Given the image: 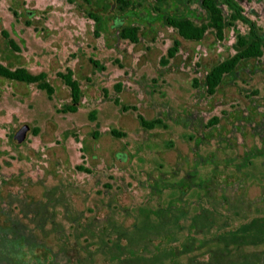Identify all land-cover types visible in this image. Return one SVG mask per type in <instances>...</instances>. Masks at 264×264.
Listing matches in <instances>:
<instances>
[{
  "label": "rangeland",
  "instance_id": "obj_1",
  "mask_svg": "<svg viewBox=\"0 0 264 264\" xmlns=\"http://www.w3.org/2000/svg\"><path fill=\"white\" fill-rule=\"evenodd\" d=\"M176 2L162 6L165 14H173ZM251 6L264 17L259 5ZM88 12L104 17L98 37ZM190 13L196 21L205 18L203 12ZM148 14L146 5L139 7L134 1L120 23L141 27L139 42L132 44L118 38L120 16L114 0H0V63L24 67L31 74L44 72L55 90L48 99L35 85L0 77V237L14 218L22 219L30 230L32 216H19V209L43 208L46 198L55 194L74 211L93 214L100 221L112 216L130 226L135 217L141 219L144 208L172 201L183 180L199 185L209 177L212 199L227 203L241 197L249 212L246 219L264 217V56L241 63L213 96H207L204 75L232 53V37L218 42L209 31L201 42H188ZM9 39L18 51L9 47ZM173 39L181 42L179 52L163 66L160 60ZM90 60L98 61L99 67ZM67 69L82 90L75 113L59 111L70 101L68 88L57 75ZM117 82L119 93L113 88ZM115 96L137 110L121 112L112 101ZM91 110L93 121L88 118ZM137 113L146 119L161 118L166 126L142 129ZM214 116L218 123L207 127ZM24 125L25 139L15 143L13 135ZM33 127L37 134H32ZM111 129L125 136L112 137ZM205 161L212 164L192 171ZM78 165L92 173L75 169ZM154 184L158 190L150 188ZM190 186L185 184L188 216L204 202L197 201L200 191ZM55 211L56 222L67 228L61 206ZM227 218L229 224L244 219ZM46 238L45 246L58 247L53 235ZM3 245L0 240V250ZM263 245L248 249L261 251ZM249 250L220 264H264L261 252ZM34 256L46 257L44 249L36 247ZM6 260L0 253L3 264H13Z\"/></svg>",
  "mask_w": 264,
  "mask_h": 264
},
{
  "label": "trees",
  "instance_id": "obj_2",
  "mask_svg": "<svg viewBox=\"0 0 264 264\" xmlns=\"http://www.w3.org/2000/svg\"><path fill=\"white\" fill-rule=\"evenodd\" d=\"M134 1L136 6L146 5L151 18L161 21L185 41L199 43L209 31H212L218 42L227 41L229 35L232 37V53L214 63L204 75L203 85L207 96H213L224 77L231 74L241 63L258 61L264 56V17L257 15L256 8L251 6L259 5L264 14L263 0H178L173 6V14H165L166 10L162 8L163 5L169 4V0H114L116 13L120 16L117 23L118 38L132 44L139 42L141 27L137 23H120L130 12ZM102 7L105 9V6ZM191 10L203 12L205 18L196 21L190 13ZM87 14L96 26L94 35L98 37L102 29L100 26L105 23L104 17L91 12ZM5 37L7 38L6 34ZM7 43L11 49L18 51L12 40L9 39ZM180 46V40L173 39L165 56L160 60L161 65L166 66L177 55ZM90 61L95 68L99 67L98 61ZM57 75L68 88L70 98L59 111L75 113L82 97L80 84L70 69ZM0 77L35 85L45 92L48 99H52L55 92L44 72L31 74L24 67L10 68L0 63ZM113 88L119 93L121 83L117 82ZM103 94L107 97L106 89H103ZM112 101L121 112L137 110L134 105L121 104L118 96L113 97ZM88 118L95 120L94 110L89 112ZM136 118L139 126L145 130L166 126L158 117L146 119L137 113ZM218 121L214 116L206 126H214ZM31 132L37 134L38 128L33 127ZM109 133L115 138L125 136V133L115 129H111ZM97 135V132H94V137ZM209 164L212 163H197L192 171L196 172L197 166ZM75 169L87 174L92 173L82 165L76 166ZM210 181L211 177L207 178L205 183L197 185L183 180V186L177 187V196L172 201L166 205L157 204L154 209L144 208L141 219L135 217L130 226H124L112 216L100 221L93 214L86 215L82 211H74L63 202L59 194H55L46 198L43 208L32 212L19 209V216H32L29 221L32 228L27 230L21 222L22 219L10 220L11 224L5 230L6 235L0 237L1 242H5L0 253L7 259L5 263L13 264H220L234 259L240 250H249V246L264 244V217L254 216L246 219L249 212L245 209L241 197L227 203L212 199L214 194ZM185 184L192 186L189 189L200 191L197 193V201L204 200L190 216V205L185 198ZM173 185L175 184H170V187ZM49 188L53 192L59 191L54 186ZM150 188L158 190V185L154 184ZM221 194L223 196L220 200H226L225 193ZM2 205L4 206L3 203ZM55 206H61L60 216L68 222L67 228L56 222ZM248 206L246 204V208ZM90 211L92 213V210ZM227 216H242L244 219L238 224H229ZM48 235H53L58 242V247L54 250L43 244L46 243ZM69 237L73 240L70 241ZM36 247H42L46 257L34 256ZM4 250L8 252L4 253ZM249 251L256 254L261 252L264 255V245L261 251ZM0 264L3 262L0 261Z\"/></svg>",
  "mask_w": 264,
  "mask_h": 264
},
{
  "label": "water",
  "instance_id": "obj_3",
  "mask_svg": "<svg viewBox=\"0 0 264 264\" xmlns=\"http://www.w3.org/2000/svg\"><path fill=\"white\" fill-rule=\"evenodd\" d=\"M28 130V126L24 125L19 128V130L13 135V141L15 143H21L26 136V132Z\"/></svg>",
  "mask_w": 264,
  "mask_h": 264
}]
</instances>
